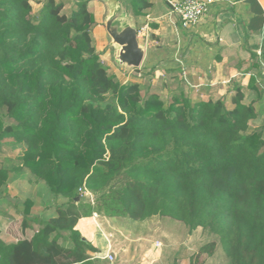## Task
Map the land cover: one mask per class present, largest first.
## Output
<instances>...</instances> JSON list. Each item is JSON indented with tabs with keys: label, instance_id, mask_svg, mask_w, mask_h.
Instances as JSON below:
<instances>
[{
	"label": "trees",
	"instance_id": "1",
	"mask_svg": "<svg viewBox=\"0 0 264 264\" xmlns=\"http://www.w3.org/2000/svg\"><path fill=\"white\" fill-rule=\"evenodd\" d=\"M31 1L0 0V142L25 146L21 164L0 166V191L10 172L27 168L66 202L36 219L30 239L0 238V264H93L86 251L96 248L75 225L95 212L208 226L230 264H264V140L247 132L257 111L243 88L228 101L175 95L165 102L109 71L87 1L69 15L64 0H44L33 15ZM129 3L135 14L152 5ZM80 187L93 203L76 200ZM32 206L24 200L23 228ZM65 231L72 248L60 243Z\"/></svg>",
	"mask_w": 264,
	"mask_h": 264
},
{
	"label": "crops",
	"instance_id": "2",
	"mask_svg": "<svg viewBox=\"0 0 264 264\" xmlns=\"http://www.w3.org/2000/svg\"><path fill=\"white\" fill-rule=\"evenodd\" d=\"M150 1V7L135 14L129 0H123L131 6L137 28L147 24L148 37L141 67L129 73L116 67L122 73L117 79L138 82L143 92H157L164 100L184 95L192 101H228L234 87L240 85L253 95L248 102H253L258 117L264 105V93L257 84L261 61L264 63V0H218L192 28L181 26L166 0ZM88 6L95 18L92 36L96 50L109 68L106 61L112 60V50L103 24L105 5L90 0ZM47 213L43 211L46 216L42 219L32 217L24 228L18 224L23 218L9 216L6 227L0 226V238L6 243L30 239L39 229L36 219L55 216L56 208ZM154 226L153 222L136 223L95 212L78 219L75 229L96 248L86 251L93 264H174L185 247L171 248L180 241V230L186 233L185 227L164 221L159 229ZM61 236L60 243L72 248L69 233ZM109 254L112 260L107 259Z\"/></svg>",
	"mask_w": 264,
	"mask_h": 264
},
{
	"label": "rangeland",
	"instance_id": "3",
	"mask_svg": "<svg viewBox=\"0 0 264 264\" xmlns=\"http://www.w3.org/2000/svg\"><path fill=\"white\" fill-rule=\"evenodd\" d=\"M64 1L65 5L63 7V12L69 15L72 9L76 7V2L72 0ZM43 3L44 0L31 1L33 7V15H37L40 12ZM106 62L109 63V71L113 73L116 78L122 75V73L119 72L116 66L113 64L111 58L109 61ZM261 67L262 72L260 73V79L257 81V84L259 86L260 92L264 93V63L262 61ZM133 74L135 73L133 72ZM133 74L131 75L133 79H139ZM243 90L245 94L244 101L248 102L253 97V95L249 94L250 91H246V89L244 88ZM169 97L171 98L165 99V102L170 101L173 98V95ZM259 111V116L256 119L250 120L247 132L249 133L254 130L260 131L261 139L264 140V105L259 108ZM1 114L3 116V120L6 121V118L4 117V109H1ZM24 148L25 146L23 144H14L11 143L9 140L1 141L0 166L11 168L12 166H18L19 164H21L20 158ZM81 196H83L84 200L89 201L91 203H93L95 200L94 194H92L91 196ZM27 198L33 201V206L31 208L30 213L31 216L29 217L30 219L35 216H38L41 219L43 217L45 218L46 215L43 214L44 210H47V214H49L53 212L57 206L64 205V203L66 202V198L60 196L55 197L54 195H52L49 192L45 183L42 180H37L27 168H22L20 172L12 171L10 172V180L8 181L7 185L3 187V189L0 191L1 227H6V225L9 223L10 217L12 219L19 218V220L24 217V200ZM91 198L93 199V201H91ZM162 221L171 222L173 225L177 224L179 228L182 229L183 227H185L186 230L185 234H182L183 231L180 230L177 239L179 240V237H182L180 241H177L173 245L174 248H171L172 251H176L179 248L183 249V247H185V252L182 251L180 253V257H178L179 260L176 261L174 264H230V260L224 251L219 235L216 232L212 231L210 227L197 226L195 229L190 230L189 226L186 225L183 221L168 215H162L157 218V221H154L156 222L155 226L158 229L161 227ZM21 223L20 221L18 223L20 227H22ZM37 225L39 228L40 225L38 224V222ZM18 237L20 238L21 235H19ZM211 244L212 247L207 248V246ZM204 247H206L207 249L204 250Z\"/></svg>",
	"mask_w": 264,
	"mask_h": 264
},
{
	"label": "water",
	"instance_id": "4",
	"mask_svg": "<svg viewBox=\"0 0 264 264\" xmlns=\"http://www.w3.org/2000/svg\"><path fill=\"white\" fill-rule=\"evenodd\" d=\"M100 1L106 8L103 24L109 37L108 47L112 50L113 63L123 73L139 69L146 55L147 43L138 36L131 6L123 0ZM79 199L80 195L76 197V200Z\"/></svg>",
	"mask_w": 264,
	"mask_h": 264
},
{
	"label": "built area",
	"instance_id": "5",
	"mask_svg": "<svg viewBox=\"0 0 264 264\" xmlns=\"http://www.w3.org/2000/svg\"><path fill=\"white\" fill-rule=\"evenodd\" d=\"M218 0H167L172 13H175L180 20L183 28H192L200 18L209 12L210 7ZM138 36L147 41V24L138 28ZM78 192L81 195L91 196L92 193L86 187H80ZM91 201L93 199L91 198ZM98 256V255H97ZM108 260H112L113 256L108 255Z\"/></svg>",
	"mask_w": 264,
	"mask_h": 264
}]
</instances>
